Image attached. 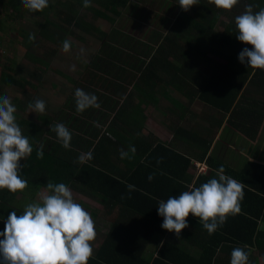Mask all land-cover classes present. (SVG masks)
I'll return each mask as SVG.
<instances>
[{
  "label": "crops",
  "instance_id": "obj_1",
  "mask_svg": "<svg viewBox=\"0 0 264 264\" xmlns=\"http://www.w3.org/2000/svg\"><path fill=\"white\" fill-rule=\"evenodd\" d=\"M229 23L226 16H219L213 32L221 35ZM159 32L147 40H137L144 56L147 51L153 55L169 33ZM212 55L221 58V62L212 59L220 66L215 71L200 61L195 67L197 84L180 75L186 74V69L184 72L175 63L171 68L166 63L168 73L156 65L150 78L141 81L145 64L138 61L147 62L148 58L138 54L134 64L124 60L127 64L109 68L112 73L119 71L117 82L103 85L101 104L95 109L84 107L86 98L83 103L74 100L66 109L69 92L63 88L57 96L41 94L46 104L39 107L42 114L36 117L40 126L31 116L16 113L32 108L31 100H22L24 106L15 105L13 90L0 84V104L10 119L9 125L3 126L6 117L0 115V264H56L63 247L97 264H167L159 254L165 242L169 247L163 253L170 256L172 250L176 252L177 264H209L200 257L212 248L217 251L212 264H246L249 254L264 264V252L248 243L250 231L253 240L252 226L239 219V215L253 219L257 203L248 191L255 195L256 191L250 186V177L235 176L249 162L264 165V113L261 109L256 127L253 117L241 123L236 121L239 117L222 114L189 95L192 87L197 90L204 84L206 69L231 74L222 73L227 63L221 54L209 57ZM254 73L255 68L241 89L248 87V93L241 95L247 99L245 104L259 106L264 104V86L253 78ZM89 89L90 96L94 95L91 90L98 91ZM51 119L54 127L48 124ZM76 121L79 125L73 128ZM66 122L70 123L67 127L61 125ZM32 124L42 132V140L52 132L57 143H62L61 136L78 140L74 149L70 146V161L76 166L88 159L102 137L110 140L105 139L104 145L109 151L118 150L117 155L105 161L103 153H98L95 165L120 184L103 180L100 186L105 195L84 194L73 186L62 195L44 188L35 191L29 176L18 175L32 154ZM132 137L138 147L129 144ZM42 140L38 145L51 149L43 146ZM146 144L151 145L149 150L156 145L168 150H157L153 164L142 168V156L133 163L132 154H127L131 148L141 150ZM131 173L135 187L127 182ZM192 192L196 194L192 196ZM257 223V230L264 231V207ZM240 231L247 234L245 242L221 240Z\"/></svg>",
  "mask_w": 264,
  "mask_h": 264
},
{
  "label": "trees",
  "instance_id": "obj_2",
  "mask_svg": "<svg viewBox=\"0 0 264 264\" xmlns=\"http://www.w3.org/2000/svg\"><path fill=\"white\" fill-rule=\"evenodd\" d=\"M74 1L82 7L91 10V12L97 15L100 19L110 22L111 25L116 22L117 17L121 14V9H123L128 3L127 0H102L100 3L105 10L102 11L89 7L88 0ZM177 1L180 3H191L187 4L184 7V10L178 13L172 27L173 30L171 29L172 31L170 34L163 38L161 44L157 47V51L151 56L150 52L147 51L145 53L146 58H148L147 62L138 58V63L145 64V68L141 72V81L150 78L149 75L152 73L153 68L156 65L160 71L168 73L166 63L169 67H174L173 63H175L178 64V68H182L184 72L186 69V74L180 73V75H184V78H187V80H193L197 84L199 75L196 72L195 67L200 65L201 61L202 63H206L208 67H213L216 71L215 67H219L220 64H216V62L210 59L209 54H221V57L225 59L227 63L223 67V72H221L223 74L230 72L231 74L225 76L206 69L207 74L204 84L197 90L192 87L188 90L189 95L197 97L200 101L222 114L230 113L232 118L233 116L239 117L236 121L241 123L249 121L253 117V121H255L257 127L260 123L258 115L261 114V109L262 114L264 113V104L259 106L245 104L244 102L247 99H245L244 95H241V89L247 77H249L254 71V68L255 73L253 78L259 79L260 85L264 86V0H207L206 4L201 0ZM216 2V7L213 9L212 7L215 6L214 3ZM193 3H195V7L192 5ZM207 3H210L211 5ZM226 3H231L229 5H236L234 7H229ZM56 4L60 5L59 2ZM7 5L12 12L18 16L22 11L47 15L52 10H55L56 7V5L45 0H7ZM61 5L65 6V4ZM75 13L74 10H71L70 15L65 18H60V20L64 23L73 22L75 19ZM221 15L230 19V23L225 24L224 32L221 35H217L213 32V29L218 17ZM45 21L48 25L54 27L57 26L47 18ZM236 21L238 22L236 23ZM76 25L81 26L80 23H76ZM99 34L101 35L102 40H104V37H108V33L102 30H99ZM194 36L196 37L193 38ZM28 37L29 39L33 38L30 36ZM125 38L127 39L128 37ZM47 40H50V38L47 37ZM127 40L130 41L131 39L128 38ZM106 44L109 54L107 55L106 52L103 51V54L107 56L105 62L113 63L109 68L119 67L121 64L118 65L114 62V55H117L118 52V54L121 55L123 46L119 47L114 40L106 41ZM201 48L202 51H200ZM167 55L170 56L172 58L171 60L174 62L168 61ZM122 63H124V60ZM96 66L103 69L100 67L101 65H99L98 60L96 61L95 59H92L85 63V68L88 69V75L94 80L99 77L97 74L98 71H90V68H95ZM105 72L107 77L101 78L100 82L102 83L107 81L109 76L113 75L107 66H105ZM12 73V68L10 66H3L0 73V84L8 87L17 86L21 89H23L25 85H29L24 79L15 78ZM117 76L118 75L112 76V83H114V80H117ZM77 87L78 86L75 88L77 95L75 97L74 94L72 99L73 102L70 101V98L68 99L65 107L66 109L72 107L74 100H77L78 95L86 98L87 102L85 101L86 105H84V107H92L95 109L97 108V104H101L98 95H87L90 90L88 87L83 86L79 92L77 91ZM118 112H120V110ZM62 114L63 113H60L59 115ZM0 115L6 117V122H4L3 126H8L10 119L6 116V112L3 111L1 104ZM67 123L70 124L69 122H66L61 123V125L67 127ZM1 124L2 123L0 122V125ZM36 126L32 124V154L30 160L26 163V167L24 166L18 174L21 178L24 174L29 176L31 178L32 187L35 191L39 188H44L48 190L49 193L62 195L69 186H73L76 190L84 194H89L88 192H91L92 194L103 195L106 192L105 188L103 189L100 186L103 180H105L106 183L120 184V182L105 174L104 171L98 169L95 165L98 153H103L105 161H107L111 155H117L118 150H115L114 152L109 151L104 145L105 139L108 143H111L110 140L102 137L98 144H96L94 150L90 152L88 159L85 162L79 163L80 166H76L70 161V146L72 144L74 149V147H76V142L78 144V140L74 141L71 140L70 137L63 138L61 136L60 138L63 140L62 143L60 141V143L47 141L45 146L50 145L51 149L40 147L38 143L42 140V132L39 131L38 126ZM56 128H59V126ZM238 130L243 131L241 128ZM50 134L51 136H54V132ZM115 140L116 142L119 141L118 139ZM128 142L131 146L138 147L135 137L129 139ZM66 144L68 145L66 146ZM149 146L151 145L146 144V146L141 149L143 151H141L140 148H135V151L131 148V152L127 155L129 156L132 154L133 163L137 160L139 161L142 156L143 164L140 166L142 168H147V166L153 164V153L157 152L159 149H164L160 145H156L157 147L149 150ZM45 149H48V151ZM167 150L168 149H164V151ZM102 165L103 162L100 163V166ZM235 176L240 178H244V176L250 177V186L256 191L255 195V193L246 190L251 197H254V201L257 203V209L252 213L253 219H248L242 215H239V219L247 221V223L252 226V232L254 233L253 240H251L250 231V233H248V243L254 245L255 249L258 251L264 252V231L257 230V220L261 217L264 207V165L249 162L244 166L243 170L240 171L239 174H235ZM127 182L135 187L136 182L134 173L127 176ZM238 188L241 189L240 187ZM108 194L110 196L111 192H108ZM193 194L196 193L192 192V196ZM155 219L163 223V219L161 220L159 217H156ZM163 224L165 225V223ZM246 235L245 232L240 231V233L237 234L231 233L229 237L224 236L221 240H235L238 243H241L246 241ZM105 242H107V240ZM165 247H169L166 242L161 245L159 250L160 258L167 259V264H177L174 255L176 252H173L172 250V254L168 256L163 253ZM202 249L205 250L206 247H203ZM203 252L204 253H202L200 258L208 259V263L212 264V260L216 258L217 251L212 248ZM244 254L247 256V253ZM247 257H249V259L245 262L246 264H259L256 255L250 256L249 254ZM57 262L58 263L56 264H97L96 260L72 250L69 247H63L60 250Z\"/></svg>",
  "mask_w": 264,
  "mask_h": 264
},
{
  "label": "rangeland",
  "instance_id": "obj_3",
  "mask_svg": "<svg viewBox=\"0 0 264 264\" xmlns=\"http://www.w3.org/2000/svg\"><path fill=\"white\" fill-rule=\"evenodd\" d=\"M45 1L56 5L55 10L47 15L22 11L18 16L8 7L7 0H0V73L3 66H10L15 78L24 79L30 83L23 89L12 86L8 90L10 92L13 90V95L17 97L15 105L20 103L24 106L22 100H31L32 108L18 109L16 113L18 112L17 115L31 116L33 123L39 126L41 121L36 119L42 114L40 112L42 108L39 107L46 104V99L41 94L46 93L45 95L48 96L49 93V96H57L60 89L63 88L69 92L71 101L73 94L75 97L77 95L76 86H78V92L83 86H86L98 89V91H91L101 100L100 94L104 93L101 89L103 85L112 83L113 75H119V71H114L115 73L109 76L107 81L100 82L101 78L107 77L105 66L109 69V66L113 64L105 62L107 56L103 54V51L107 55L109 54L106 41L114 40L119 47L123 46L121 55L118 54L119 52L114 55L116 64H127L122 63L123 60L134 64L136 55L145 57L142 54L144 50L139 47L140 42L137 40H147L156 31H160L159 33L169 32V35L173 30L172 24L178 13L191 3H180L177 0H127L128 3L121 9L120 16L111 25L110 22L100 19L91 10L82 7L74 0ZM100 1L102 0H88L87 2L89 7L105 11ZM201 1L207 2V0ZM57 2L60 5H57ZM61 4H65V6ZM192 5L196 6L195 3ZM71 10L76 12L74 21L62 22L60 18L70 15ZM46 18L57 26L46 24ZM76 23H80L81 26H77ZM99 30L107 32L108 37H104L102 40ZM28 36L33 38L29 39ZM47 37L50 40H47ZM125 37L131 40L129 41ZM210 58L221 62V58L216 56L212 55ZM92 59L98 60L100 67L103 68L100 69L97 66L90 68V71H98L99 77L96 80L88 75V69L85 68V63ZM115 82L117 80H114ZM242 93L246 95L248 87L244 88ZM77 100L78 103H83L85 98L78 95ZM50 109H54V107L51 105ZM75 116L80 118L79 115ZM54 122L51 119L48 124L54 127L56 124ZM77 122L73 128L79 125ZM47 141L55 140H53V136L46 134L41 142L43 146Z\"/></svg>",
  "mask_w": 264,
  "mask_h": 264
}]
</instances>
